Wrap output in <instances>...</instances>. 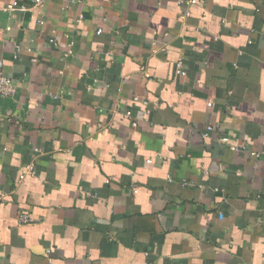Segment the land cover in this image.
<instances>
[{
  "label": "crops",
  "instance_id": "0c3cea01",
  "mask_svg": "<svg viewBox=\"0 0 264 264\" xmlns=\"http://www.w3.org/2000/svg\"><path fill=\"white\" fill-rule=\"evenodd\" d=\"M0 61V264H264V0H0Z\"/></svg>",
  "mask_w": 264,
  "mask_h": 264
},
{
  "label": "built area",
  "instance_id": "2783aa9c",
  "mask_svg": "<svg viewBox=\"0 0 264 264\" xmlns=\"http://www.w3.org/2000/svg\"><path fill=\"white\" fill-rule=\"evenodd\" d=\"M43 0H34L36 5H39ZM188 2H194V0H188ZM16 6V3H12L8 8H5V10L7 9H13ZM176 74L178 75H185V72L182 70L181 68V62L178 61V63L176 64V70H175ZM16 92V86L13 84V82L11 81L10 78H8L7 76L4 75L3 73V64L0 61V97L1 98H6V97H10L13 96ZM137 98H134V101H136ZM208 106H210V104L208 103ZM212 128L208 127L206 129V132L204 133V136H207V132L210 131ZM251 156H258V154H256L255 152H251L250 153ZM33 171L32 166H28L20 175V179H22L24 177V175L26 174H31ZM18 221L20 224H31L34 223L36 220L31 217L28 214H24V213H19L18 214Z\"/></svg>",
  "mask_w": 264,
  "mask_h": 264
}]
</instances>
